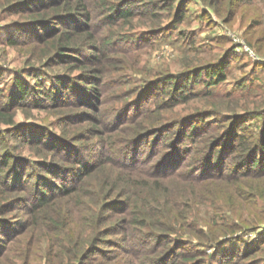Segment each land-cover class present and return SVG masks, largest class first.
Masks as SVG:
<instances>
[{"label":"trees","instance_id":"obj_1","mask_svg":"<svg viewBox=\"0 0 264 264\" xmlns=\"http://www.w3.org/2000/svg\"><path fill=\"white\" fill-rule=\"evenodd\" d=\"M35 1L0 0V9L6 4L20 12L25 7H32ZM47 1V6L41 5L47 7L45 14L21 20L25 23L17 22L18 27L56 23V27H50L42 36L29 37L38 42H48L49 38L54 37V43L43 52L47 56L50 55V58L66 56L67 53L78 55L79 52L83 53L82 51L86 50L85 56L76 57V60L79 66L84 64L93 71V80L97 81V85L90 90L89 98L99 103L100 93L103 91L102 85L104 86L101 81L109 73L108 66H115L119 72H123L128 67L129 56L134 53L133 50H138V45L144 43H140L142 40L148 37L152 39L158 32L156 30L160 31L166 25L182 19L181 10L186 0ZM202 1V6L209 3L214 5V13H219L223 22L229 21L238 13L240 21L243 22L248 15L240 10L242 0ZM135 3H140V6H136ZM207 12L205 6L203 14ZM171 13L173 14L170 15ZM256 13L257 15L243 28L241 35L238 36L235 32L234 35L241 37L244 43L259 56L258 51L264 52V46L263 48L260 46V42L264 41V20L259 17L260 10ZM135 19H146L149 25L155 28L135 31L133 29ZM161 19H167V22L164 23ZM126 26L129 29L125 28ZM153 31H156L155 34L152 33ZM192 37L187 36L184 41L187 45L189 44L191 51H196L199 47L194 46ZM223 40L219 38L216 42L222 43ZM231 41L232 46L230 45L222 52L217 44L213 45L210 41L205 45L203 52L211 53L212 51L211 56L205 59L206 62L197 66L184 68L183 64L184 75L180 77L163 69L156 72L145 69V72L154 76H145L142 81L136 80L132 90L130 89L126 94L118 93L117 98L112 100L118 101L129 94H132V99L144 90H151L158 86V90L146 100V104L131 114L129 109L133 104L127 102L126 98L120 103L111 102L110 109L114 120L105 122L104 118L100 117L98 123L102 127L101 133L105 135V138L103 136L98 142L104 149L106 146L108 148L107 161L114 163L113 159L116 156L123 166L130 169L138 168L140 180L124 200L117 199L116 203L108 202L107 206L101 202L95 208L84 207V212L77 213L80 226L76 234L67 236L70 232L66 231L64 234L60 229L53 230L56 241H49L48 244L49 248L57 253V256H54L55 261L60 264L101 263L100 259L97 260L98 262H94L95 259L89 260L88 255L92 249L101 250L96 246L102 242L103 230L100 228V223L112 215L110 213L104 215L107 209L103 207H108L112 213L117 207L123 210L126 223L122 224L120 220L117 223H120L122 235L127 234L125 242L131 245L134 251L127 264H207L209 253L202 252V248H200L202 251L193 248L183 249L182 240L192 238L184 236L185 234H190L194 236L193 238L198 237L199 247L213 248L218 244L217 240L220 236L232 235L242 226L253 227L264 220V186L260 188L262 192L256 191L259 189V183L254 182L264 174V111L261 112L263 122L258 134H255L251 128L250 130L237 129L236 125L233 127L231 125L213 138L214 132L212 128L209 129V125L215 123L218 126V122L206 120L207 117L212 119L219 115L225 117L224 114L229 113L223 108L216 107V101L212 96L214 89L211 87L225 78L226 65L223 62L238 46L232 38ZM6 42L11 45L23 44L18 43L14 35L8 37ZM21 42H28V40L24 38ZM239 51L247 54L244 50ZM121 76L122 74L118 76L116 86L124 83ZM200 79L202 84L206 85V90L203 93L193 92L192 86L189 87L191 80L197 82ZM12 86L9 88L10 91L0 92V108L2 109H9L21 100L24 101L27 92L30 91L22 82L15 81ZM195 98L201 99L195 102ZM125 106L126 111L122 112ZM137 106L136 104L135 107ZM201 106L210 107L201 108ZM185 109L188 110L180 113ZM200 109H206V112L198 111ZM119 115L125 118L118 122L115 116ZM202 122H207V126L196 127L197 123ZM221 127L224 128L226 125ZM29 128L37 131L38 141L48 144L51 148L48 149L49 151L56 142L61 149H66V146L61 145L68 144L76 149L75 154L70 158L72 161L80 162L77 169L79 175L88 173L96 165L94 162L88 165L84 163L80 157H85L87 160L88 157L82 152V147L70 143L62 135L58 134V136L41 125L38 127L29 125ZM115 131H121L122 135L112 134ZM138 143L142 144L140 152ZM59 154L62 152L59 151ZM2 158L0 159V177L4 178L3 181L10 188L7 190L4 187L5 190L14 191L16 188L12 187H18L22 176L13 177V181L7 183L5 180L8 177V171H3V167L8 164V160L6 155ZM104 159L106 160L101 157L99 161H105ZM119 175L120 172L114 175L113 189L119 183ZM121 181H124V178ZM32 185L34 191H37V196L34 195V198L29 201V206L27 205L25 219L27 226H37L48 230L58 227L59 220L56 222L46 213L47 205L52 200L46 187H41L37 179L32 180ZM63 185L65 183L61 185V188L65 187L62 189L65 190V194L73 196L78 192V188L73 189ZM71 189L73 190L70 191ZM95 190L97 192L94 196L98 197L95 201L99 203L98 200L102 195L98 193L103 194V192L100 186H97ZM109 191L110 189L107 192ZM29 197L30 194L27 191L26 194L13 198L11 202L17 200L25 202ZM6 206L14 209V204H10L8 198L0 202V208ZM236 214L237 217L234 219ZM161 219L169 224H161ZM236 220L240 222L236 223ZM88 222L92 223L89 225ZM0 224H8V220L0 218ZM95 224L97 228L93 226ZM15 233H12L10 238ZM0 242L3 241L0 240ZM119 244L115 241L111 245L117 247ZM175 244L177 246L174 247ZM254 245L245 250H238L240 254L231 253L228 264H237L244 257H248L255 249L252 248ZM122 246L120 244V247ZM113 249L108 252H113ZM112 257L114 256H107L104 259L101 256L102 261L112 260ZM251 262L254 263V261Z\"/></svg>","mask_w":264,"mask_h":264},{"label":"rangeland","instance_id":"obj_2","mask_svg":"<svg viewBox=\"0 0 264 264\" xmlns=\"http://www.w3.org/2000/svg\"><path fill=\"white\" fill-rule=\"evenodd\" d=\"M47 2V0H36L32 3V7H25L20 12L6 4L0 9V92L8 91L15 81L22 82L30 89L24 101L21 100L9 109L0 108V110L2 109L0 113V159L6 155L8 160V164L3 167V171H8L5 181L11 183L13 177L22 176L18 187H12L16 188L14 191H6L5 188L7 190L10 188L3 181L4 178L0 177V202L8 198L9 203L14 204V209L9 206L0 208V218L8 220V224H0V240L3 241L0 242L1 264H60L54 260L57 253L51 250L48 244L49 241H56L52 233L53 230L60 229L64 234L66 231L70 232L67 236L76 234L80 226L77 213L84 212V207L95 208L101 202L107 206L108 202L116 203L117 199L124 200L130 195L133 186L139 182L138 168L130 169L123 166L116 156L113 159L114 163L107 161L108 148L106 146L104 149L98 142L103 136L105 138V135L101 133L102 127L98 123L100 117H103L105 122L114 120L110 109L111 102L120 103L126 98L127 102L133 104L129 109V114H131L146 104V100L150 99V96L158 90V86L151 90H144L145 92L140 94L139 99L140 95L131 99L132 94H129L127 97H121L120 101H112L117 98L118 93L126 94L135 87L136 80L141 79L142 81L145 76H154L145 72V69H151L153 72L163 69V71L176 74L177 77L183 76V64L184 68H190L206 62L205 59L211 56L212 51L211 53L203 52L206 48L205 45L210 41L213 45L217 44L222 52L225 48L232 46L231 38L236 37L235 33L238 36L241 35L250 19L257 15V10L261 11L259 17L264 20V0L241 1L240 10L244 14H248L243 22L240 21L239 13L229 21L223 22L220 14L214 13V5L210 3L205 5L208 12L204 15L205 6H202V0H186L181 10L182 19L166 25L160 31L156 30L158 32L152 39L148 37L146 40H142L140 43H144L138 45V50H133L134 53L129 56L128 67L123 72H119L115 66H108L109 73L101 81L104 84V86L102 85L103 91L100 93L101 101L96 103L89 98L90 90L97 85V81L93 80L92 74L94 73L84 64L79 66V62L76 60V57H84L87 53L86 50L82 51L85 52L84 54L80 52L78 55L67 53L66 56L50 58V55L47 56L43 52L54 43V37L49 38L48 42H38L29 37L42 36L50 27H56V23L40 25L41 27L29 25L18 27L17 22L25 23L21 20L45 14L47 7L41 5L47 6ZM135 5L140 6V3H135ZM161 20H164V23L167 22V19ZM125 28L129 29L128 26ZM148 28L155 27L149 25L146 19L133 20L135 31ZM156 31L152 33L155 34ZM13 35L18 43L23 44L11 45L7 43V38ZM187 36H193L194 46L199 47L196 51H191L189 44L187 45L184 41ZM24 38L28 42H21ZM219 38L226 40L217 43L216 40ZM260 46L263 48L264 41L260 42ZM239 50L243 49L239 47L234 49L237 55L233 52L224 60L223 63L226 65L224 80L211 87L214 89L212 96L216 101V107L229 112L224 114L228 118L221 115L212 119L206 118L208 121L217 120L218 122V126L215 123L209 125V129L212 128L214 132L213 138L231 125L232 127L236 125L237 129L250 130L251 128L255 134H258L263 122L261 112L264 111V52L258 51L261 61H257L252 59L247 51L244 50L247 52L245 54ZM121 74L124 83L116 86V80ZM14 78L15 80H13ZM191 86L193 92L203 93L206 90V85L202 84L201 79L197 82L191 80L189 87L191 88ZM12 88L13 86L10 90ZM198 99L201 98H195V102H199ZM136 104L137 107H135ZM208 107L210 106H201V108ZM186 110L188 109L182 110L180 113H184ZM124 111H126V106L122 109V112ZM198 111L206 112V109ZM124 118L122 115L115 116V120L118 122ZM11 120L13 122H10ZM207 122L197 123L196 127L204 128L207 126ZM29 125H33V127L41 125L57 135H62L70 143L82 147V152L88 157V160L85 157H80L84 163L88 165L94 162L96 165L88 173L79 175L77 169L80 162L72 161L70 158L73 157L76 149L69 144L61 145L66 146V149H61L56 142L52 150L49 151L48 149H51L49 145L38 141L37 131L30 129ZM222 125H226V127L222 128ZM112 134L122 135L121 131H115ZM137 147L140 152L142 144L138 143ZM59 151L62 154H59ZM101 157L106 160L99 161ZM118 172H120L119 183L113 189L112 181ZM122 178L124 181H121ZM35 179L40 181L41 187H46L47 193L52 199L47 205V216L56 222L59 220L58 227L51 230L27 226L25 222L27 205L29 206V201L34 198V195L37 196V191H34L32 185V180ZM254 182L259 183V189L256 191L262 192L263 190L260 188L264 186V174ZM62 183H65L63 186H69V188H78V192L73 196L65 194V190H62L65 187L61 188ZM97 186H100L101 192H103V194L98 193L102 195L98 200L99 203L95 201L98 197L94 196ZM109 189L110 191L107 192ZM27 191L30 194L27 201L11 202L13 198L22 196ZM103 208L107 209L104 215L109 213L112 215L100 223V228L103 230L101 233L102 242L96 246L101 250L92 249L88 255L89 260L95 259L94 262H98L97 260L100 259V264H127L134 251L131 245L125 242L127 234L122 235L120 223H117L119 220L122 221V224L126 223L123 210H120L121 207H117L116 210L112 209V213L108 207ZM236 217L237 214L233 218ZM239 222L236 220V223ZM160 223L169 224L164 219H161ZM93 226L97 228V224ZM12 233L15 235L10 238ZM184 236L192 238L182 240L183 249L193 248L201 251L203 249L202 252L209 253L207 264H228L231 253L240 254L241 252L238 250H245L253 244L255 245L252 248L255 249L237 264H264V220L253 227L242 226L232 235L220 236L217 240L218 244L213 248L199 247L197 245L198 237L193 238L194 236L190 234ZM115 241L123 246L120 247L119 244L117 247H112L111 244ZM112 248H114L113 252H108ZM101 256L104 259L107 256L114 257L112 260L102 261Z\"/></svg>","mask_w":264,"mask_h":264},{"label":"built area","instance_id":"obj_3","mask_svg":"<svg viewBox=\"0 0 264 264\" xmlns=\"http://www.w3.org/2000/svg\"><path fill=\"white\" fill-rule=\"evenodd\" d=\"M234 34V33H233ZM238 36H233L232 37V39L235 41V42H237L238 43V46H236V48H242L243 50H245V51H247L248 52V54H249V56L252 58V59H256V60H261V58L258 56V55H256V53L251 49V48H249L245 43H244V41L240 38V37H238Z\"/></svg>","mask_w":264,"mask_h":264}]
</instances>
